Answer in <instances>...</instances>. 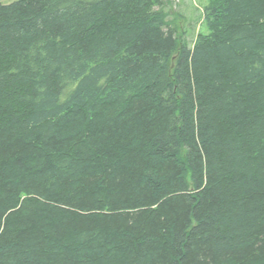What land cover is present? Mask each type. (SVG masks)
<instances>
[{
  "label": "trees",
  "instance_id": "1",
  "mask_svg": "<svg viewBox=\"0 0 264 264\" xmlns=\"http://www.w3.org/2000/svg\"><path fill=\"white\" fill-rule=\"evenodd\" d=\"M0 0V264H264V0Z\"/></svg>",
  "mask_w": 264,
  "mask_h": 264
},
{
  "label": "rangeland",
  "instance_id": "2",
  "mask_svg": "<svg viewBox=\"0 0 264 264\" xmlns=\"http://www.w3.org/2000/svg\"><path fill=\"white\" fill-rule=\"evenodd\" d=\"M207 3L208 0H164L163 8L167 12L170 26L189 45H192L198 32L206 31L202 11Z\"/></svg>",
  "mask_w": 264,
  "mask_h": 264
}]
</instances>
